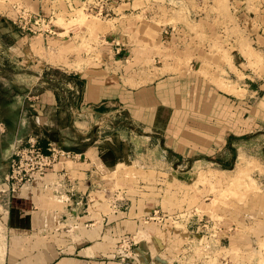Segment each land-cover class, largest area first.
Returning <instances> with one entry per match:
<instances>
[{"label":"crops","instance_id":"crops-1","mask_svg":"<svg viewBox=\"0 0 264 264\" xmlns=\"http://www.w3.org/2000/svg\"><path fill=\"white\" fill-rule=\"evenodd\" d=\"M21 3L50 19L51 32L24 37L12 23L15 3L0 6V184L13 148L29 136L42 150L54 142L81 160L55 165L18 195L0 194V264H259L264 215L247 214L239 226L215 220L222 225L216 252H189L186 242L199 234L203 216L188 215L184 201L199 189L200 170L227 172L243 159L262 169L264 192V163L232 143L264 123V76L247 68L237 50L229 51V63L213 64L221 80L241 91L236 97L209 87L213 102L233 109V130L228 115L186 140L171 130L176 116L157 115L160 107L175 112L190 90L211 83L197 75L211 53L198 42H213L221 28L214 0H109L102 16L87 12L92 0L72 2L102 21L94 40L86 31L60 36L57 0ZM223 24L238 30L222 38L248 37L242 23ZM156 122L167 125L158 130ZM117 147L125 152L116 154ZM155 155L153 165L144 162ZM122 166L133 179L126 190H112L107 174Z\"/></svg>","mask_w":264,"mask_h":264},{"label":"rangeland","instance_id":"rangeland-1","mask_svg":"<svg viewBox=\"0 0 264 264\" xmlns=\"http://www.w3.org/2000/svg\"><path fill=\"white\" fill-rule=\"evenodd\" d=\"M21 1L22 0H0V6L4 5V3L22 4ZM57 1L59 2L60 12H58L54 24L56 26L55 28L63 30L64 34L60 36L66 35L68 37V33H70L73 38H80L82 31H86L88 34L87 38L93 40L94 38L97 39L98 32L103 30L102 21L98 17L85 14L79 5L75 7L72 2L78 4L79 0ZM214 2L215 10L220 16L219 23L221 26L219 27L221 28H218L217 32H215L216 38L213 42L207 43V38H200L198 42L202 52L206 53L207 49L211 52L208 58L206 56H204L206 58H201L199 62L201 68L197 71V75L202 79H210V85L207 89H204L201 85L195 86L189 91L183 105L180 108H176L175 112L173 111L174 109L165 107H160L159 112H157L158 118L161 119L172 115L176 116V119L170 124L173 126L171 130L174 133L181 131L184 138H186V136L190 138L193 133L196 135L197 132L205 133L207 129H212L210 127L214 126L215 120H226L228 115L230 116L229 119L233 120L229 122L227 127L229 126L228 128L233 130L234 126H236L233 109L216 100L213 102L210 96L211 89L209 87L214 84L216 88L226 93L233 94L236 97L241 96V91H236L221 80L220 78L225 77L217 76L218 69L213 71V64L229 63L230 52L232 50H237L248 62L246 65L247 68L255 69L254 71H256L257 75L260 77L264 76V0H214ZM69 3L72 4L71 11H69L70 8L67 6ZM224 20L225 24L229 25L238 22L242 23V29H246L248 37L222 38L223 35L225 36L228 32L231 35H235V32L238 30L233 26H231V28L230 26L229 28L223 27ZM42 29H45V26L42 27ZM40 34H42V32H36L34 35L26 38H42V36H39ZM56 38L60 37L58 36ZM211 39L212 38H209V40ZM84 43L81 47L82 51L87 50V43ZM89 52L90 49H88V53ZM212 73H214L213 79ZM222 74L225 73L222 72ZM231 99H233V97ZM164 125L166 127L167 124L156 122L155 127L160 130L159 128H163ZM246 126L244 130H251L250 128L252 125L247 124ZM134 128L136 130L142 129L138 125H135ZM193 130L194 132L192 133ZM236 132L241 133L242 129L241 131L236 130ZM255 132L256 134H248L246 140L242 139L239 141L234 139L232 143L236 148L241 145L240 147L243 149V154L246 153L255 159H260L264 163V123L259 125ZM203 135V133H199L196 136ZM188 138H186V140H188ZM183 144L186 146L185 141H183ZM124 152L125 150H120L118 147L115 148L116 154H122ZM196 156L200 157V155H195L193 158ZM157 158V155L151 156L145 159L144 162L147 164L150 162L152 163L151 165H153L158 161ZM106 160L111 161L109 157H106ZM251 165H254V167L257 166L250 160H241V163L236 167L238 170L239 168L243 169L245 171L242 170L244 173L238 171L236 167L230 168L231 170L227 172L211 171L209 169L200 170L198 175L200 184L199 189L195 190L196 188H194L193 194L190 193L191 196L188 195L185 197L184 205L186 204L187 208L185 212L189 213L188 215L196 213L202 215L204 218L208 217L213 220L229 221L238 226L239 219H242L247 214L252 218L255 212H259L258 215H264V192L260 187L261 180L258 175L259 171L262 169L259 168L258 171L257 167L253 169ZM252 169L253 171H251ZM237 171L241 172V174ZM107 175L109 176L106 177V179L115 180V186L112 190L121 189L122 191V188L125 189L128 185V181L133 179L132 172H130L128 166L115 168L109 171ZM120 175L121 177H119ZM257 243L261 248L258 252L260 258L259 264H264V236L258 237ZM235 256L238 258V255Z\"/></svg>","mask_w":264,"mask_h":264},{"label":"built area","instance_id":"built-area-1","mask_svg":"<svg viewBox=\"0 0 264 264\" xmlns=\"http://www.w3.org/2000/svg\"><path fill=\"white\" fill-rule=\"evenodd\" d=\"M108 1L92 0L86 10L90 14L102 16ZM11 10L13 13L12 23L24 37H30L36 32L50 34V19L35 14L18 3L11 5ZM44 26L45 29H42ZM80 160L81 154L66 150L54 142H49L46 149L42 150L38 145V139L35 136H29L24 145L13 148L8 162L9 171L0 184V194L18 195L24 188H29L37 181L42 180L55 165L75 163ZM70 191L74 192V187H71ZM197 228L199 234H195L186 242V249L189 252L196 249L201 254H208L212 250L216 252V248L220 245L219 232L222 231V225L211 218L200 217ZM122 242L127 243V246L131 244L126 239Z\"/></svg>","mask_w":264,"mask_h":264},{"label":"bare ground","instance_id":"bare-ground-1","mask_svg":"<svg viewBox=\"0 0 264 264\" xmlns=\"http://www.w3.org/2000/svg\"><path fill=\"white\" fill-rule=\"evenodd\" d=\"M256 165H257V163H256ZM252 166H253V167H252ZM237 167H238V165H237ZM237 167H236V168H237ZM249 167H250V166H249ZM251 167H252L253 169L256 168V167L258 168V166L254 167V165H251ZM251 167H250V168H251ZM246 169H247V168H246ZM246 169H245V170H246ZM253 169H252L251 171H253ZM237 170H238V168H237ZM242 170H243V169L239 168L238 171H242ZM247 170H250V169H247ZM238 171H237V172H238ZM243 171H244V170H243ZM243 171H242V172H243ZM244 172H245V171H244ZM244 172H243V173H244ZM238 173L241 174V172H238Z\"/></svg>","mask_w":264,"mask_h":264},{"label":"trees","instance_id":"trees-1","mask_svg":"<svg viewBox=\"0 0 264 264\" xmlns=\"http://www.w3.org/2000/svg\"><path fill=\"white\" fill-rule=\"evenodd\" d=\"M62 76H65V75H62ZM61 78V76H59ZM67 77V76H66ZM74 77L73 76H68L67 79H73Z\"/></svg>","mask_w":264,"mask_h":264}]
</instances>
